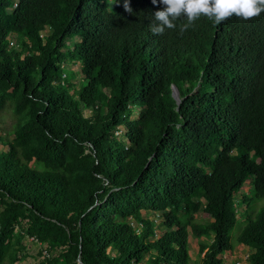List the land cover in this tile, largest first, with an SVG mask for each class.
<instances>
[{"label": "trees", "instance_id": "obj_1", "mask_svg": "<svg viewBox=\"0 0 264 264\" xmlns=\"http://www.w3.org/2000/svg\"><path fill=\"white\" fill-rule=\"evenodd\" d=\"M130 4L0 0V264L27 235L36 264H264V12L154 35Z\"/></svg>", "mask_w": 264, "mask_h": 264}, {"label": "clouds", "instance_id": "obj_2", "mask_svg": "<svg viewBox=\"0 0 264 264\" xmlns=\"http://www.w3.org/2000/svg\"><path fill=\"white\" fill-rule=\"evenodd\" d=\"M152 3L161 5L149 25L154 35H163L166 28L175 29L174 21L181 17H186V23L180 26L183 32L201 16L220 24L233 15L248 20L264 12V0H152ZM123 8L129 14L133 12L130 0H123Z\"/></svg>", "mask_w": 264, "mask_h": 264}, {"label": "rangeland", "instance_id": "obj_3", "mask_svg": "<svg viewBox=\"0 0 264 264\" xmlns=\"http://www.w3.org/2000/svg\"><path fill=\"white\" fill-rule=\"evenodd\" d=\"M18 2V0H13V5L9 7V11L12 12L14 9L15 4ZM18 38L15 36L11 37V45L16 46L17 45ZM67 68L73 70L76 72V77L73 79V82L77 83L78 86L81 84L82 81V75L80 73V63L79 61L75 62H69L67 64ZM86 115H90L91 111L90 109L85 110ZM2 119L0 118V121ZM252 189V186L250 183L246 184L244 190L247 193H250V190ZM240 197L238 196L237 201H236V207H237V214L238 218L240 221H243L245 219V214H244V204L239 202ZM3 209L1 203H0V211ZM148 216L154 217V213H147ZM201 216V213L198 214ZM156 224L160 228V219L156 218L155 219ZM239 227H236V231L238 230ZM154 238V237H152ZM211 240L202 237L200 239L190 236L189 240V251L191 256L196 260L199 261L201 258V253H200V242H210ZM26 248L23 252V257L19 261V264H36L40 260H42L48 253L47 246L45 244L37 243L33 241L32 239L29 238V236L26 237ZM254 252V249L252 247L246 246V245H237L235 249L231 252H227L223 254V259H224V264H251V258L250 255Z\"/></svg>", "mask_w": 264, "mask_h": 264}, {"label": "built area", "instance_id": "obj_4", "mask_svg": "<svg viewBox=\"0 0 264 264\" xmlns=\"http://www.w3.org/2000/svg\"><path fill=\"white\" fill-rule=\"evenodd\" d=\"M27 236H29V238L32 239L33 241L37 243H41L36 236H33V235H27Z\"/></svg>", "mask_w": 264, "mask_h": 264}, {"label": "water", "instance_id": "obj_5", "mask_svg": "<svg viewBox=\"0 0 264 264\" xmlns=\"http://www.w3.org/2000/svg\"><path fill=\"white\" fill-rule=\"evenodd\" d=\"M81 263V261H79Z\"/></svg>", "mask_w": 264, "mask_h": 264}]
</instances>
